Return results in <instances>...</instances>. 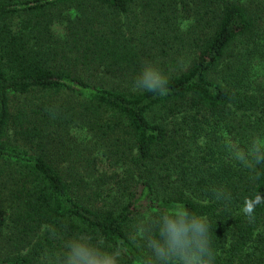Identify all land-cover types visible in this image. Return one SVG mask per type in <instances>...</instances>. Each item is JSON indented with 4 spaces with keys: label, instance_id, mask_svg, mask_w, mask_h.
Instances as JSON below:
<instances>
[{
    "label": "trees",
    "instance_id": "1",
    "mask_svg": "<svg viewBox=\"0 0 264 264\" xmlns=\"http://www.w3.org/2000/svg\"><path fill=\"white\" fill-rule=\"evenodd\" d=\"M259 6L0 0V264L76 237L145 264L162 213L204 217L215 264H264V161L235 157L264 151Z\"/></svg>",
    "mask_w": 264,
    "mask_h": 264
},
{
    "label": "clouds",
    "instance_id": "2",
    "mask_svg": "<svg viewBox=\"0 0 264 264\" xmlns=\"http://www.w3.org/2000/svg\"><path fill=\"white\" fill-rule=\"evenodd\" d=\"M136 83L152 93L164 95L167 79L151 64H146ZM237 160L250 166L264 161V151L253 146L251 159L244 153H235ZM217 195H221L219 192ZM247 211L251 212V209ZM155 233L145 230L147 247L151 250L145 264H215V251L204 217L187 213H162L155 224ZM118 251H105L86 238L76 237L66 244L63 264H120Z\"/></svg>",
    "mask_w": 264,
    "mask_h": 264
},
{
    "label": "rangeland",
    "instance_id": "3",
    "mask_svg": "<svg viewBox=\"0 0 264 264\" xmlns=\"http://www.w3.org/2000/svg\"><path fill=\"white\" fill-rule=\"evenodd\" d=\"M245 3H250L255 7L256 5L260 4L259 7H256L258 10V15L260 19L259 24V32H260V38L263 40L264 36V0H241ZM140 6L137 7L138 11L140 12ZM250 73H252V79L255 81V88L260 89L262 92H264V59L261 58L259 61L253 62V65L251 67ZM82 138V137H81ZM80 138V139H81ZM79 140V139H78Z\"/></svg>",
    "mask_w": 264,
    "mask_h": 264
}]
</instances>
